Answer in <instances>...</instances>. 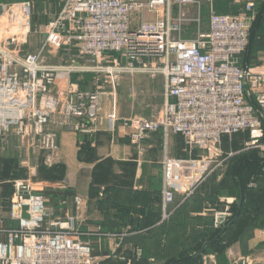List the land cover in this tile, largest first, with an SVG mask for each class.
Segmentation results:
<instances>
[{"label":"built area","instance_id":"2783aa9c","mask_svg":"<svg viewBox=\"0 0 264 264\" xmlns=\"http://www.w3.org/2000/svg\"><path fill=\"white\" fill-rule=\"evenodd\" d=\"M202 0H61L47 25V35L35 51H27L35 32L33 0L0 3V134L18 127L23 136L42 135L54 147L48 129L58 117L61 124L82 120L87 132L101 119L110 132L117 124L130 142L143 150V142L162 130L185 138L187 157L165 155L163 217L177 193L183 200L228 156L224 137L250 132L246 146L264 150V56L261 63L243 67L241 57L250 44L253 1L235 14L219 13L209 3V27L194 37L184 26L201 24L188 17V7ZM187 30V32H186ZM75 47L86 63L46 62V51ZM95 70L101 81L123 74L148 73L165 77V100L155 118H121L117 94L102 85L81 88L73 76ZM108 80H106L107 82ZM103 80V84H104ZM108 93L111 107L104 110ZM250 140V139H249ZM199 150L198 156L194 152ZM42 190V189H41ZM38 188L20 183L10 205V218L18 226L0 228V264H94V247L84 236H106L101 226L82 230L80 210L87 207L76 196V213L61 215L48 206ZM230 213L217 212L216 222Z\"/></svg>","mask_w":264,"mask_h":264},{"label":"crops","instance_id":"0c3cea01","mask_svg":"<svg viewBox=\"0 0 264 264\" xmlns=\"http://www.w3.org/2000/svg\"><path fill=\"white\" fill-rule=\"evenodd\" d=\"M13 1L21 0H0V3ZM33 1L35 32H41L46 36L47 25L58 13L61 0ZM213 2L215 10L218 11L219 7L215 1ZM236 9L231 14H235ZM208 27L209 16L207 29ZM47 53L51 51H46L45 54ZM78 76L75 74L73 79L79 81ZM131 78L135 82L159 83L162 94L164 92L162 101L164 103L163 75H157L152 79L149 75L140 73ZM88 84V79L80 81L81 88L89 89ZM110 107V96L107 93L104 110L107 111ZM120 107L117 94L119 115L122 118L132 116L123 114ZM77 123L78 120L73 119L71 123L61 124L56 117L50 124V128L58 135L62 165L65 163L67 167V187L58 188L56 182H51L53 177H56L53 168L46 166L45 169L42 168L43 170L40 168L36 178L38 189L48 186L51 188L48 191L54 192L57 203L55 206L50 205L49 197L48 204L54 210L55 216L61 215L69 208L68 206L72 207V214H75L74 198L79 195L87 200L88 206L85 217L81 216L84 220L81 229L92 230L101 226L104 232L110 233L102 237H83L93 243L94 264H254L248 254L251 253L250 247L255 244L249 243L247 251L240 246L232 245L223 249L224 252H220L223 250L207 247L206 241L199 247L204 237L203 233L212 226L213 215L219 212L213 210V205L211 203L210 205L209 201L195 196L199 190L184 200L182 194L177 193L174 202L169 205V208H174L175 211L164 219L162 162L168 154V147L169 150L171 147L174 148V141L178 135L171 133L168 138L162 131L154 132L143 142V150L139 151L137 146L130 142L122 122L117 124L113 133L109 132L107 121L100 122L98 130L83 133H77L74 127L78 125ZM3 141L4 138L0 137V228H11L18 226V222L12 220L9 213L15 190L13 194L10 191L6 192L9 181L7 175H11L12 162L11 147ZM9 141L8 136L7 142ZM178 141L177 151L180 152L183 151L184 142L181 138ZM229 150L232 148L227 149ZM176 156L185 157L183 154ZM43 157L44 154L41 156L42 161ZM85 168L90 171L86 181L80 180V174L84 177L83 172L86 171L81 169ZM104 194L107 195L103 198ZM227 202L231 204L233 201ZM260 246L264 247V240ZM234 251L239 255L237 258ZM183 254L184 259L178 262L174 260ZM259 259V264H264L262 261L264 257Z\"/></svg>","mask_w":264,"mask_h":264},{"label":"rangeland","instance_id":"374dc122","mask_svg":"<svg viewBox=\"0 0 264 264\" xmlns=\"http://www.w3.org/2000/svg\"><path fill=\"white\" fill-rule=\"evenodd\" d=\"M214 1L216 5L217 4L219 5L217 12L227 13V14L233 13L235 8H238V9L240 8L239 9L240 11L242 7H244L243 5L244 3L253 1L256 5L255 10L253 11L254 15L259 5L264 2V0H234L236 3L235 4L234 2H232V0H214ZM198 7H200V10H201L200 11L201 12L200 14L201 24H198V23L193 24L192 22H188L184 26L187 30H189L188 34L184 33V36L186 37H194L196 34L195 32L197 31L198 28H201L202 30H207V24H208L207 11H209L208 10L209 3L207 2V0H202L199 5L196 4V5L189 6L187 10L188 17L193 18V16L195 17L199 15ZM238 9L236 10V12L238 11ZM44 38L45 36L43 33L33 32L29 37V43L26 45L27 47L26 50L27 51L37 50L42 44V42L44 41ZM54 51H57V52L55 53ZM263 56H264V52L262 53L261 51H258L256 54L257 59H261V57ZM48 58H50V60ZM72 60H76V62H79V63L87 62L86 59H84L83 57L81 58V56L79 55L75 47H71L69 49L62 48L60 50H51V53L49 54L47 53L46 58H45L46 62H52V63L56 62L59 64L61 63L71 64ZM98 74L99 73H96L95 70L93 69V70H89L88 72L77 73L76 75H79L78 76L79 82L84 81L86 78H89L90 79L89 89L91 90L96 89V87L99 85H102L105 90L116 92L119 97V102L121 104L120 109L123 112V114L132 115L129 117H124V118L146 117V118L155 119L159 115V112L163 106L162 101L164 98V92L162 94L159 83H156V81L153 83L135 82L134 80H132L131 77H134V75L136 74L134 75L123 74L118 80H114L112 82L109 81V78L107 77V75H105L104 78H102L101 81H99ZM143 74L149 75V77L152 79H155V76H157V75L153 76L148 73H143ZM103 80L105 82L104 84H103ZM106 80L108 81L106 82ZM88 85H85V86L88 87ZM73 119H77L79 122L77 123L78 125H74L75 129L78 131L77 133L87 132L88 123H85L86 124L85 126L83 124H80L82 122L80 118L74 117L72 118L71 122L73 121ZM102 121H107V120L101 119L100 122ZM98 124H97V127H98ZM48 129L50 130V132L55 134V141L53 143L54 147H51V143L47 139H43L42 135L35 136L32 133L30 136L23 137L18 132V127L11 128L10 131L4 134H0V137L4 138L5 140L3 142L6 145L9 144L11 147L10 159L12 162V167L10 166L11 175H7L9 181L6 180L8 184V186L6 187L7 189L6 192L10 191V193L13 194L14 190L20 183H28V184L33 185L35 188H38L37 186L38 182H37L36 175L38 176L39 174L38 171L40 168L45 169L44 166L48 168H53L52 171L54 172L56 177L55 178L53 177V181L51 182H56L58 184V188L67 187V182H66L67 167L65 163H63L62 165L63 161H62V155H61L58 135L55 131H53L50 128V126ZM244 133H249L250 140L247 137L242 136ZM175 135H178L180 137L176 136L177 139H175L174 141V148L171 147V149L169 150V147H168L167 155L175 157L176 154L179 156L183 154V156H185L187 154L185 138L183 137V135H180V134H175ZM236 135L237 136L239 135V137L236 140V145L234 144V146H230L232 150L233 148H235V150L227 151L226 148L228 147H226L225 144L222 147L226 155L227 154L229 155L231 151L233 152V155H230V156L227 155L228 156L227 159L219 167H217L195 190L197 191L198 189H200L198 193H196L195 196L202 197L206 199L207 201H209L208 203L209 204L211 203L213 205L212 206L213 210H218L219 212H225L226 207H228L227 211L228 213H230L229 216L220 217L219 220L216 222L215 215L217 212L215 213V215H213L211 227H213L216 230H219L225 227L231 220H233V218L235 217L236 207L238 206L239 202L240 204L242 202V196H241L242 189L239 192V187H238L239 185L237 186V178L244 181V183L250 188L251 192H253L252 199H250V196L249 198L247 196L245 197L246 204L247 203L250 204V206L252 207V210H254L255 207H257L256 201L253 200L254 197L256 196V193L259 192L261 194L262 193L261 189L264 188V176H261L260 181L257 180L256 182L252 181L251 179L252 177L256 176V173L261 171V165L259 162L258 154L257 153L255 154L253 151L254 149H257L255 148L256 146H252V145L246 146V142L252 140L251 133L248 131L239 132L233 135L232 137L225 136L224 138L228 137L229 140L231 141L232 138L235 137ZM8 136L10 138L9 143L7 142ZM167 137L169 138V135ZM180 138L183 139V142H184V148H183L184 152L177 151L178 142H179L178 139ZM142 148H143V145H142ZM260 151L262 152L261 155H264V150L260 149ZM43 154H44V157L42 161L41 156ZM194 154H196V151L194 152ZM238 161H243L237 167L238 170L240 168L241 169L238 171V173H235L234 176H232L233 182L230 185L229 183H226L228 181L226 173L224 175L223 173L224 171L226 172V168L228 169L229 166H232L231 164H234ZM81 170H86V171L83 172L84 177L82 176V174H80V177H81L80 180L86 181V178L88 177V174L90 171L87 168L81 169ZM233 177H234V180H233ZM221 183H225L226 185L221 186ZM49 189L51 188L48 186H43V189L42 190L40 189V190L44 192V191H48ZM235 192L236 193L238 192V194L234 195ZM60 193L66 194L64 191H60ZM105 195L107 194H104L102 197L104 198ZM12 199H13V196H12ZM227 201H233V202L229 204ZM68 207L69 208H66V210L69 212L71 211L72 207L70 206ZM87 209H88V206L86 207V209L78 211L80 213V216L85 217ZM169 210L172 211V213L175 211L174 208L173 209L169 208ZM255 210L259 211L257 213V219H256L257 220L256 223H258V225L255 224L251 228L250 235L248 237L242 238L243 240L238 239L232 245H235L236 247L240 246L241 248H244V250L247 251L246 248L248 247L249 243L255 244V246L250 247L251 253H249L248 256L251 257V259H253L252 263L259 264V260H260L259 257H264V247L260 246L261 241L264 240V202L260 204ZM170 216L171 215H169V217ZM224 251L225 250H223V252ZM220 254L222 255V253ZM236 254L237 253L234 251V255ZM238 256L239 255L237 254L236 258Z\"/></svg>","mask_w":264,"mask_h":264},{"label":"trees","instance_id":"16d2710c","mask_svg":"<svg viewBox=\"0 0 264 264\" xmlns=\"http://www.w3.org/2000/svg\"><path fill=\"white\" fill-rule=\"evenodd\" d=\"M219 2V1H218ZM232 2L235 3L234 0ZM236 4V3H235ZM243 4V3H242ZM219 7V5L217 4ZM256 8V5L254 6V10ZM236 9V8H235ZM238 9V8H237ZM236 9V10H237ZM208 13V11H207ZM237 13V12H236ZM209 16V15H208ZM261 18V20H260ZM258 51L264 52V2L259 5L257 8V11L254 15V20L252 21L251 25V36H250V44L247 48V50L244 52V54L241 57V65L243 67L251 66V65H257L261 63V59L256 58V54ZM90 80L89 78H86ZM162 131V130H159ZM158 132V131H157ZM163 132V131H162ZM181 135V134H180ZM241 135V134H240ZM242 136H245L249 139V133H244ZM239 137V135L232 138L230 141L229 138H224V144L227 149H230V146L236 145V140ZM261 141H264V138L261 139ZM235 150V148H233ZM254 153L258 154L259 162L261 165V171L256 173V176L252 177V181L256 182L257 180L260 181L261 176H264V155H261L262 152L259 148L253 150ZM252 151V152H253ZM200 152H196L195 156H198ZM261 158V159H260ZM243 161H238L234 164H231L232 166H229L228 169L226 168V172L224 171L223 175L226 173L227 175V182L230 185L232 184V176H234L235 173H238V171L241 169H237L238 165L241 164ZM234 180V177H233ZM226 185L225 183H221V186ZM239 185V186H238ZM237 186L239 187V192L242 189V202L238 204L235 211V217L233 220H231L225 227L216 230L213 227H210L207 229V232L203 233L204 237L201 241V244L199 247H202L204 245V242L207 243V247L211 246L214 248H219L220 250L225 249L228 246H231L234 244L235 241L243 240L242 238L248 237L250 235L251 228L256 224L257 219V213L259 211L255 210L260 204L264 202V188L261 189L262 193L259 192L256 193V196L254 197V201L257 203V207H255L254 210H252V207L250 204H246V196L250 199H252V193L250 188L244 183V181L237 178ZM201 188V187H200ZM200 190V189H198ZM197 190V191H198ZM197 191H195L193 194H195ZM47 197H50V205L55 206L57 203L56 196L54 192L52 191H44L43 192ZM238 192L234 193V195H237ZM258 199V200H257ZM49 206V204H48ZM233 206V205H232ZM263 224V223H262ZM205 242V243H206ZM225 244V245H224ZM223 252V251H220ZM180 257L178 259H174L178 261H181L184 259L185 254L179 255ZM172 260V261H174ZM193 264V263H192Z\"/></svg>","mask_w":264,"mask_h":264}]
</instances>
